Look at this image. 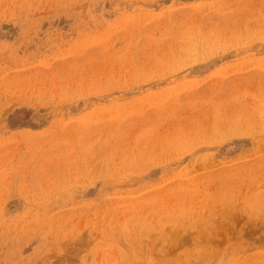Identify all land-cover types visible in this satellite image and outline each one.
I'll return each instance as SVG.
<instances>
[{"label":"rangeland","instance_id":"rangeland-1","mask_svg":"<svg viewBox=\"0 0 264 264\" xmlns=\"http://www.w3.org/2000/svg\"><path fill=\"white\" fill-rule=\"evenodd\" d=\"M0 264H264V0H0Z\"/></svg>","mask_w":264,"mask_h":264}]
</instances>
